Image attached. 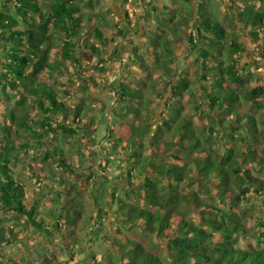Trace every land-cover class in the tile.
Listing matches in <instances>:
<instances>
[{"label":"rangeland","instance_id":"rangeland-1","mask_svg":"<svg viewBox=\"0 0 264 264\" xmlns=\"http://www.w3.org/2000/svg\"><path fill=\"white\" fill-rule=\"evenodd\" d=\"M37 1L43 7L50 5V0ZM73 1L80 8L76 15L80 25L74 39L78 42L77 61L64 62L56 72L58 81L55 89L59 99L66 104L62 120L78 133L68 136L63 131L57 135L42 132V137L36 142L38 137L34 130L37 128L31 126L29 129L22 123L32 125L34 119L46 114L37 107L30 108L31 100L23 95L22 87L14 92L10 89L3 91L0 84V131L9 132L3 141L7 148L11 147L5 149L0 146V156L8 153L12 158L14 176L26 188L25 199L30 205L38 201L37 218L43 220L45 226L44 229H37L27 223L25 217L13 211L5 212L0 202V229L8 235V230L14 228L12 243L4 244L0 252V264H130V260L140 264L131 241L139 242L145 251L167 262V241L127 222L126 213L120 211L118 205L121 201L138 204L139 196L134 191L147 178L157 179L165 186L163 193H167L170 190L166 186L168 179L157 177L153 170L158 164L175 161L173 152L186 162H192L193 157L186 155L181 147V136L185 134L178 128L181 118L192 121L196 136L203 139L200 152L210 150L215 163L221 159L217 157L218 149H224L226 143L236 146L237 150L242 148L238 132L235 133V140L226 139L218 125H215L217 132L211 138L204 137L203 131L210 125L208 114L212 113L204 89L216 91L218 87L214 86L210 75L209 79L202 77L197 51L210 47L201 41L194 45L188 43L189 31L168 39L171 26L180 28L186 25L182 14H187L185 0H93L92 5L87 0ZM200 3H204L205 8L229 29L231 34L225 48H229L233 40L244 48L240 55H233L230 62L243 73L239 91L247 93L257 84L255 79L264 78V31H259L263 43L250 38L249 30L243 24L230 22L231 14L234 18L238 17L231 6L259 9L260 3L255 0H191L196 16ZM161 5L162 9H159ZM103 17L105 21H101ZM153 25H159V30H155ZM119 27L125 31V37L119 35ZM51 30L54 43L59 46L66 37L52 26ZM96 30L102 32L101 38L96 35ZM248 37L251 40L249 45L246 43ZM165 39L170 40L176 59L173 65L167 57V62L159 70L156 69L158 60L150 55L148 47L163 55L166 46L160 41L165 42ZM0 44L8 45L10 42L0 37ZM92 46L99 50L100 55ZM212 51L217 52L218 47L215 46ZM3 52L5 55L6 51ZM217 56L218 61L212 64L226 60L223 53ZM100 67L104 70H99ZM170 68L171 74L162 72ZM85 70L95 73L97 87L91 89L86 86L88 75ZM248 70H251L250 75ZM3 71L0 59V73ZM120 78L123 86L116 84L114 94L110 83ZM182 81L188 82V86L182 91L177 88L175 93L176 86ZM260 101L263 103L261 107H253L248 98L242 99L238 108L252 113L259 130L264 131V95ZM45 103L48 105L47 100ZM77 105L84 110L81 124L74 117ZM199 107L201 114L197 111ZM137 108L141 113L134 117L129 112ZM172 110H180V117L173 118ZM56 112L54 121H59L56 114H61V111ZM87 112L92 114V119L86 118ZM169 118L174 119L170 120V127L158 131V126ZM153 134L157 135V143L172 146L154 145ZM135 137H141L143 142L137 157L133 155L132 141ZM254 145L264 154L262 137ZM53 147L62 152L54 153L51 150ZM60 154L65 157L67 166L59 164ZM252 173L259 181L250 185L251 192L239 205L245 222L254 224L248 234L240 237L241 247L247 250L257 248V222L264 218V163ZM191 175L192 171L188 169L186 180L180 185L187 199L177 204L179 210L187 208L188 198L195 197V193H200L202 202L218 204L217 198L202 192L207 189V183ZM231 188L235 192L238 190L232 183ZM139 204L151 208L144 202ZM187 217L197 221V212H188ZM123 236L128 240L125 241ZM71 244L73 247L77 244V247L72 248Z\"/></svg>","mask_w":264,"mask_h":264},{"label":"trees","instance_id":"trees-1","mask_svg":"<svg viewBox=\"0 0 264 264\" xmlns=\"http://www.w3.org/2000/svg\"><path fill=\"white\" fill-rule=\"evenodd\" d=\"M92 1L87 0V3L92 5ZM255 1L260 3L259 9H253L250 6L241 9V7L235 8L232 5L231 10L233 13H237L238 17L234 18L231 14L230 22L243 24L244 28L249 30L250 38L263 43L259 31L261 29L264 31V0ZM185 2L188 5L185 8L187 14L185 13V15L183 12L182 14L183 19L186 20V25L180 28L171 26L168 39H174L183 32L189 31L188 43L191 42L194 45L195 42L201 41L210 47V49L200 48L197 51L202 66V77L209 79L208 76L210 75L214 86L218 87L216 91L204 89L208 94L210 110H212V113L208 114L210 125L203 131L204 137L207 135L211 138L217 132L215 125H218L226 139L235 140V133L238 132V140L242 143V148L237 150L236 146H230L226 143L224 149H218L217 157L221 159L219 163H215L210 150L204 149L200 152L203 139L196 136L192 121L188 118H181L178 128L184 130L185 134L181 136L180 143L185 154L193 157L192 162H186L173 152L175 161L158 164L153 170L157 177L168 179L166 186L170 190L164 194L165 186H162L157 179L147 178L134 192L138 194L139 202H144L151 208L140 206L139 202L134 204L123 203L122 201L118 207L120 211L126 213L127 222L143 227L149 233L167 241V262L158 255L145 251L139 242L131 241L130 245L135 247L134 254H136L140 264H264V218L257 222L259 227L255 232L258 242L257 248L252 247L251 250H247L241 247L240 237L243 234H248L254 224L245 222L239 209L242 200H245V197L251 192L250 185L257 184L259 181V178L252 172L264 163V154L259 152L254 144L259 143L261 137L264 139V131L259 130L257 119L252 113L238 108V103L247 98L253 107L263 105L260 98L264 95V78L255 79L257 84L250 88L247 93L245 91L240 92L239 85L243 81V73L230 61L233 55H240L244 48L239 46L236 40L229 44V48H225L228 35L231 34L226 25L212 15L205 8L204 3H200V8H196V16L191 8V0H185ZM1 6L0 37L10 42L8 45L0 44V59L4 67V71L0 73L2 89L3 91L10 89L14 92V90L18 91L22 87L23 95L31 100L30 108L37 107L46 114L34 119L36 121L33 120L32 125L23 122V126L29 129L31 126L37 128L34 130L38 137L36 142H39L42 132L57 135L63 131L68 136L77 134L78 130L73 129L62 120L64 118L62 111L66 109V104L59 99L55 83L58 81L56 72L63 66L64 62L68 60L77 61L78 42L74 39L78 34L77 29L80 25V20L76 16L80 12L79 5L73 0H50L49 7L41 6L37 0H2ZM158 8L162 9V5ZM159 12L158 15H160ZM175 12L180 11L175 10ZM100 19L105 21L104 17ZM51 26L66 37L61 40L59 46L54 43ZM152 27L157 31L159 30V25ZM117 31L121 37H125V31L122 28L119 27ZM96 35L99 38L103 36L100 30H96ZM250 38H246L248 45L251 42ZM169 41L166 39L165 42L160 41V44L166 46L163 55L153 52V48L148 47L150 55L155 57V61L158 60L156 69L161 70L163 68L167 57H170V64L174 65L176 57L170 48ZM215 46L218 47L217 52L212 51ZM92 48L95 53L98 52L97 54L100 55L95 46ZM3 51H6L5 55ZM216 53L217 55L223 53L226 60L212 64L213 61H218ZM100 59L103 60L102 57ZM225 61H227L226 64H224ZM248 65L252 66L251 64ZM142 68L148 70L146 66H142ZM99 70H104V68L100 67ZM85 71L88 75L87 78L90 77V80L97 85L95 73L90 70ZM163 71L170 74L172 72L171 68L168 71L165 69ZM250 71L248 70V75L251 74ZM121 81L122 78L119 79L117 85ZM120 86L123 85L120 84ZM120 86L117 90L120 89ZM187 86L188 82L182 81L176 86L174 92L176 93L177 88L182 91ZM110 88L115 90L116 84L111 82ZM127 91L131 93V90ZM45 100H47L48 105ZM66 100L70 102L69 97H66ZM200 110V107L197 108L198 114H201ZM54 111H61V114H56L60 118L59 121H54ZM76 111L74 117H77V121L81 124L84 110H82V106L77 105ZM172 111L174 112L173 118L180 117V110ZM129 113L137 117L141 110L137 108ZM91 115L87 112L86 118L88 116L92 119ZM170 120L174 119L169 118V120L162 122L158 126V131L169 128ZM84 121L86 122V120ZM110 131L113 133L112 129ZM8 133L0 131V146L5 149L11 148L10 146L7 148L3 141V137L7 138ZM118 136L120 137V135ZM156 137L155 134L151 136L154 145L158 147L163 145L166 148L172 146L171 144L157 143ZM135 139L133 138L132 141L135 149L133 155L137 157L143 142L141 137H135ZM51 150L54 153L61 151L56 147ZM60 157L59 164L67 166L65 157L62 154ZM188 169L192 171V177H197L203 183H207V189L202 192L213 195L218 199V204L202 202L200 193H195V197L188 198L187 208L179 210L177 204L187 199L186 193L181 190L180 185L186 180ZM231 183L237 187L236 192L231 188ZM113 197L116 200L114 193ZM25 198L26 188L14 176L12 158L8 153L6 156L1 155L0 202L2 209L5 212L13 211L25 217L26 222L37 229H44V221L37 218L38 201L30 205ZM193 210L197 212V221L187 217L188 212ZM7 233L8 235L5 234V230L0 229V252L4 244L12 243L11 237L14 234V228L9 229ZM123 238L125 241L128 240L126 236ZM129 263L138 264L131 260Z\"/></svg>","mask_w":264,"mask_h":264},{"label":"flooded vegetation","instance_id":"flooded-vegetation-1","mask_svg":"<svg viewBox=\"0 0 264 264\" xmlns=\"http://www.w3.org/2000/svg\"><path fill=\"white\" fill-rule=\"evenodd\" d=\"M99 59H100V58H99ZM100 60H101V59H100ZM100 64L102 65V63H100ZM90 71H91V70H90ZM92 72H93V71H92ZM86 81H87V83H88L86 86H88L89 88L92 89V88H94V87H97L96 84H94V83L90 80V77H88ZM113 83L117 84V83H119V80L113 81ZM112 91H113L114 94H115V90L113 89ZM100 109H103V107H100ZM100 111H101V110H100ZM102 111H103V110H102ZM87 118H89V117L87 116Z\"/></svg>","mask_w":264,"mask_h":264},{"label":"crops","instance_id":"crops-1","mask_svg":"<svg viewBox=\"0 0 264 264\" xmlns=\"http://www.w3.org/2000/svg\"><path fill=\"white\" fill-rule=\"evenodd\" d=\"M71 246H72V244H71ZM76 247H77V244H76V246H75V247H73V246H72V248H76Z\"/></svg>","mask_w":264,"mask_h":264}]
</instances>
